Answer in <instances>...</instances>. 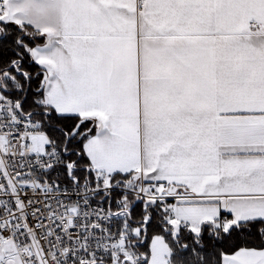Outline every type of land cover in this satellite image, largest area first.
<instances>
[{
  "label": "snow or ice",
  "instance_id": "obj_1",
  "mask_svg": "<svg viewBox=\"0 0 264 264\" xmlns=\"http://www.w3.org/2000/svg\"><path fill=\"white\" fill-rule=\"evenodd\" d=\"M0 264H264V0H0Z\"/></svg>",
  "mask_w": 264,
  "mask_h": 264
}]
</instances>
